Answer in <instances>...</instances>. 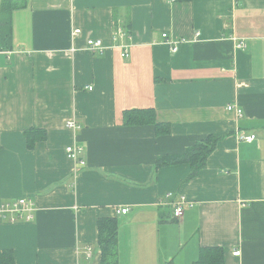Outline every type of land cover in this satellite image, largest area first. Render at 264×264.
I'll list each match as a JSON object with an SVG mask.
<instances>
[{
    "label": "crops",
    "instance_id": "obj_1",
    "mask_svg": "<svg viewBox=\"0 0 264 264\" xmlns=\"http://www.w3.org/2000/svg\"><path fill=\"white\" fill-rule=\"evenodd\" d=\"M17 1L0 51V206L25 198L33 211L0 220V251L14 264H100L97 222L116 219L118 264H192L202 247L264 264V0ZM164 33L184 40L176 53ZM145 110L169 133L123 125ZM31 130L46 134L33 148ZM210 136L192 179L186 164L155 167ZM180 197L193 207L174 219Z\"/></svg>",
    "mask_w": 264,
    "mask_h": 264
},
{
    "label": "trees",
    "instance_id": "obj_2",
    "mask_svg": "<svg viewBox=\"0 0 264 264\" xmlns=\"http://www.w3.org/2000/svg\"><path fill=\"white\" fill-rule=\"evenodd\" d=\"M189 2L191 0H179ZM25 5L17 0H0V51L9 50L11 46V16L14 10ZM123 125H153L157 135L168 134L169 127L157 124L153 111H126L123 113ZM27 146L34 145L46 138L43 130H31L25 133ZM220 138L210 136L200 141L181 154L159 157L155 163L156 168L186 164L190 167L187 179L195 177L205 167L206 160L216 147ZM97 247L100 251V264H118V221L116 219H100L97 222ZM0 264H14L11 251H0ZM167 264H172L171 262ZM192 264H225L224 251L221 247H202L198 257Z\"/></svg>",
    "mask_w": 264,
    "mask_h": 264
},
{
    "label": "built area",
    "instance_id": "obj_3",
    "mask_svg": "<svg viewBox=\"0 0 264 264\" xmlns=\"http://www.w3.org/2000/svg\"><path fill=\"white\" fill-rule=\"evenodd\" d=\"M120 32V31H119ZM80 30H74L73 31V36L79 35ZM198 35H196V38ZM162 39L163 41L170 46L171 52L176 53L178 50V45L181 43H184V40H171L168 38V35L166 33L162 34ZM86 47L91 51H101L103 49V43L101 40H87L86 41ZM239 48H244V43L239 42L238 44ZM122 57L127 58L128 57V52L124 50ZM228 111H235L238 115L241 114V110L236 109L233 106L227 107ZM67 129L75 131L79 129V126L74 122V121H69L66 124ZM242 140L245 142H252L254 140V136H249V137H242ZM81 151L80 147L76 145H70L65 148V154L66 157L69 160H72L74 162H77L81 165H83V162H80L78 159V154ZM189 207L192 208L193 205L188 203L184 197H180L176 202L172 204V217L174 219H180L185 211V208ZM33 211V206L31 202L25 198H21L16 200L12 204H5L0 206V220L1 219H7L11 222H16V221H21L23 220L21 213H25L26 217L24 220L30 221L32 219V216L30 215L31 212ZM127 210H121L122 214H125ZM240 252L235 251L233 252V256L237 257L239 256ZM87 256H90V250L89 252L87 251Z\"/></svg>",
    "mask_w": 264,
    "mask_h": 264
}]
</instances>
